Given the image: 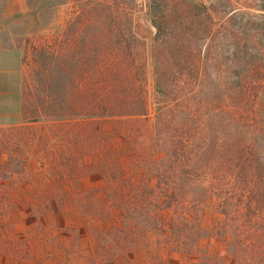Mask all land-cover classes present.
Listing matches in <instances>:
<instances>
[{
	"label": "trees",
	"instance_id": "obj_1",
	"mask_svg": "<svg viewBox=\"0 0 264 264\" xmlns=\"http://www.w3.org/2000/svg\"><path fill=\"white\" fill-rule=\"evenodd\" d=\"M144 11L153 27L149 82L133 0H69L59 31L24 37L22 122L11 129L37 132L33 153L52 159L45 140L64 126L59 163L37 159L52 179L44 198L53 197L55 179L87 169L102 177L104 199L78 202L90 218L84 246L72 255L86 264H124L148 229L167 228L166 241L177 246V208H191L206 192L233 201L220 208L224 219L214 229L237 242L231 264H264V0H144ZM45 117L55 120L38 132L32 123ZM120 117L126 136L143 137L129 152L126 143L105 141ZM120 153L137 169L122 166ZM39 198L26 201L31 219L42 212L31 204Z\"/></svg>",
	"mask_w": 264,
	"mask_h": 264
},
{
	"label": "rangeland",
	"instance_id": "obj_2",
	"mask_svg": "<svg viewBox=\"0 0 264 264\" xmlns=\"http://www.w3.org/2000/svg\"><path fill=\"white\" fill-rule=\"evenodd\" d=\"M40 1L43 0H32L30 4H39ZM29 11L34 16V20L32 25H22V35L19 41L15 42L20 47L24 37L55 33L62 27L61 19L58 20L59 23L56 20L51 24L48 23L52 15L56 19L57 10L55 9L37 8ZM60 11L62 10L59 9ZM132 19L134 20V35L142 39L143 42L145 74L149 82L153 27L146 19L144 0H133ZM25 27L29 29L28 33L30 34H24L26 33ZM1 76L3 85L6 87L0 88V246H7L9 251L4 255L0 252V264H86L83 258L72 255L73 248L84 246L87 238L85 223L90 218L83 208L84 211L78 208V202L100 203L104 199V181L92 169H87L70 179H55L57 184L56 191L52 193L53 197L44 198L43 190L49 187L52 179H50L48 168L44 171L37 169V159L43 164H58L60 155L57 156L56 151L65 147L68 136L63 129L64 126L60 124L56 128V135L45 140L46 145L55 151V158L51 159L50 156L45 158L40 154L37 158L33 153L37 132L31 134L28 130L15 131L11 129L12 126L22 122L20 76L18 78L17 74L12 73H4ZM116 119L118 122L114 123L115 129L105 141L111 143V147L119 142L126 143V148H128L126 152H129L132 144L142 143L143 137L139 134L126 136L125 118ZM51 120L55 119L52 117L40 118L32 124L37 126L38 132H44L46 125ZM112 123H108V126L113 125ZM128 144L131 147H128ZM88 153L91 152L88 151ZM123 154H118L120 164L127 168L137 169L133 164L138 163L131 162ZM99 155L98 152V156L95 157L100 158ZM87 159V154H85L81 163L87 162ZM140 164L154 163L150 161ZM81 165L87 166V164ZM126 167L123 168L126 169ZM16 170H23L21 178L15 173ZM39 174L44 175V178H41L42 176ZM128 174L129 177L135 176L130 171ZM33 192L34 195H31ZM35 195L41 198L32 200L31 204L39 205L42 212L39 215L36 212L31 219L29 216L31 208H28L26 201L28 202L30 198L34 199ZM46 202L53 206L52 209L44 207ZM231 203L233 201L222 200L219 193L206 192L191 208L185 207L183 210L177 208L179 210L175 216L177 246L173 241H170V244L166 241L169 239L167 228L163 229V232L157 229H148L140 238V245L131 246L128 249L124 264H231L234 259L231 248L237 242L230 239L228 231L214 232V229L220 227L223 221L220 208H232ZM158 212L160 224L165 228L170 219L169 211L163 209ZM96 224L101 225V220H97ZM171 239L170 237L169 240ZM14 251H25V256L16 259V256L13 255Z\"/></svg>",
	"mask_w": 264,
	"mask_h": 264
},
{
	"label": "crops",
	"instance_id": "obj_3",
	"mask_svg": "<svg viewBox=\"0 0 264 264\" xmlns=\"http://www.w3.org/2000/svg\"><path fill=\"white\" fill-rule=\"evenodd\" d=\"M30 1L32 0H0V88L6 87L1 80L2 74H17L18 78L20 76L21 47L15 42H18L22 35V25L27 26L33 23L34 16L30 14L29 10L37 8L55 9L57 10L56 19L52 15L48 23L51 24L54 20L59 23L58 20L61 19L63 25L69 0H55L54 2L53 0H43L39 4H30ZM59 9L62 11L59 12ZM25 28L26 33L24 34H30L28 33L29 29Z\"/></svg>",
	"mask_w": 264,
	"mask_h": 264
}]
</instances>
